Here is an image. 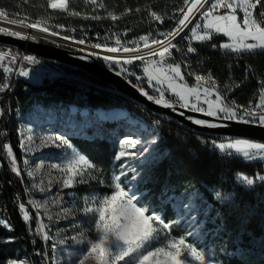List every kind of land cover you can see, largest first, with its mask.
Masks as SVG:
<instances>
[{"label":"trees","instance_id":"trees-1","mask_svg":"<svg viewBox=\"0 0 264 264\" xmlns=\"http://www.w3.org/2000/svg\"><path fill=\"white\" fill-rule=\"evenodd\" d=\"M101 2L104 7L99 11H90L85 10L76 0H69V9L79 12L81 14L79 16L54 13L47 8V0H0V9L6 10L9 14L27 15L30 21L54 20L57 25L74 31L77 37L88 34V39L95 41L98 38L113 39L119 36L123 42H131L149 34L150 38H162L158 37V33H167L174 29L181 18L179 8L175 5L179 3L182 5L184 0H101ZM260 10L258 5L254 16L258 17ZM153 12L162 17V20H155L151 15ZM109 13L119 19L113 21ZM93 16L100 19H92ZM188 33L185 32L176 42L181 53H176L175 49L173 52L189 73L195 74L200 71L205 78L211 76L221 85H227L230 99L240 104H246L251 98L256 97L258 83L264 81V54L259 52L226 54L218 49L220 44L225 42V37L220 36L218 40L211 38L206 41H193L198 54L189 55L185 43ZM6 48L15 51V48ZM42 60L67 72L101 83L80 70L48 59ZM101 63L106 65L104 62ZM126 78L133 85L144 88V85L137 83L133 78ZM76 94L84 95L85 102L75 99ZM33 102L45 105L77 104L81 107L104 110L127 106L132 113L141 116L146 114L160 116L144 107L140 109L136 103H123L109 97L107 93L94 92L92 89L86 91L77 87V84L67 82L53 81L40 85L25 82L17 86L13 95H9L8 92L0 93V219H4L8 225L7 227L0 225V264L21 258L26 259L29 264H49L51 256V250L47 249L41 236L36 234L38 221L28 204L26 179L11 170L10 160L5 155L3 147L9 145L17 163L22 164L23 154L17 130L21 126L22 115ZM9 110L18 111V117L11 116ZM161 118L160 141L167 154L152 168L151 175L142 185V188L147 190L146 200L159 205L172 191L180 193L186 186L196 188L203 199L211 205L213 212L218 214L216 223L206 221V228L209 233L217 230L216 245L222 264H264V182L255 179L264 175V162L225 157L211 145V140L222 141L221 136L190 130L173 119L167 121L164 117ZM71 142L95 165L100 175L99 181H87L74 191L80 193L82 190L81 195L110 194L113 190V177L118 172L113 163L118 141L71 137ZM238 174L254 178V190L240 186L235 180ZM216 188L231 193L233 200L227 203L217 202L212 194V190ZM20 203H24L29 210L31 219L28 223L23 219ZM160 208L164 222L170 224L171 235L174 238L186 236V231L180 224L170 223L174 216L170 205L163 204ZM190 240L188 237V241Z\"/></svg>","mask_w":264,"mask_h":264},{"label":"snow or ice","instance_id":"snow-or-ice-1","mask_svg":"<svg viewBox=\"0 0 264 264\" xmlns=\"http://www.w3.org/2000/svg\"><path fill=\"white\" fill-rule=\"evenodd\" d=\"M85 3H91L96 7H104L101 0H85ZM205 5L208 7L205 9ZM260 6L259 16H254L257 6ZM47 8L60 10L66 14L73 16L81 15L79 12L69 9V0H47ZM201 9H204L201 11ZM223 9V13L219 10ZM130 11V10H129ZM139 11V9H137ZM242 11V18H238L237 12ZM181 18L178 19L176 27L167 33H158V37L150 40V34L140 36L138 41L123 42L119 36H116L114 46L108 43H94L90 47L100 49L103 53L118 54L125 53L127 56L108 55L98 52H89L87 56L81 59L95 56L103 59L110 66L119 68L116 75H134L125 65H132L134 61L140 60L144 62L143 74L147 78V83L158 95L154 97L149 95L143 87H138L142 95L146 96L149 101L165 108L175 110L178 104L180 108L188 109L192 112L203 113L208 117H214L223 121H238L244 124L258 123L264 126V81H261V89L259 92V103L251 105L248 108H241L233 102L229 105L225 98L222 97L215 88V81L211 76L205 78L196 75V86H188L184 81V75L181 71V65L167 64V58L171 56V49L177 48L172 41L176 39L188 28L192 23V18L197 12L200 13V20L190 29L188 53L196 51L191 46V41L210 40L214 35L222 34L228 38L229 42L222 43L220 47L227 53L243 54L259 52L264 54V0H184V7L179 9ZM152 17L155 20H162V17L153 12ZM109 17L116 21L119 19L116 15L109 13ZM88 18V17H85ZM92 19H100L93 16ZM0 21L16 26L22 29H33L39 33H46L51 36L60 35L59 32L52 30L45 19H37L30 22L27 15L9 14L6 10L0 9ZM57 27H63L57 25ZM0 34L16 37L19 39H36L34 35L22 33L7 27H0ZM115 35V34H113ZM64 40H72L70 36H63ZM74 43L84 45L85 39L73 40ZM147 51L141 54V43ZM156 45L155 49L150 48ZM216 47V45H213ZM84 51V49H80ZM177 50H179L177 48ZM147 57H159L158 60L146 59ZM17 57L9 51L0 50V68L4 73L13 71L12 65L16 63ZM23 60L32 64L38 61L32 56H24ZM8 63L5 64L4 62ZM19 75L29 76V71L25 69L19 70ZM141 80V76L136 77ZM153 81L155 86H153ZM201 82L204 84L211 83L212 87H203L201 94ZM131 83V81H129ZM239 85H237L238 87ZM3 89L0 88V91ZM170 95L166 98L165 93ZM215 93V98L210 97ZM175 98V99H173ZM203 101V103L201 102ZM206 104L207 107L203 105ZM184 115L183 112L180 113ZM195 125L205 126L208 128L226 127L224 124L214 123L205 119H194L188 117ZM159 123V121H157ZM31 139V138H29ZM59 142V143H58ZM44 144H53L57 147H63L66 141H62L61 137L50 138L42 141ZM121 150L117 159L125 156H140L145 164L154 162L157 151L151 149V145L156 144V140L144 143L138 139L125 138L121 142ZM208 143V142H205ZM140 145L138 151H127V149H136ZM212 148L229 158H242L248 161L259 160L264 162V143L251 142L248 139L235 138L227 142L211 141ZM4 153L9 158L12 165L11 170L20 175L17 168V160L13 154V150L9 145H4ZM21 147H24L22 144ZM149 154V155H145ZM27 163V161H25ZM62 173V178L57 180L61 188H71L77 183H85L86 177L93 179L92 171L94 165L86 158L85 155L78 152H72L62 164L51 165ZM132 177L133 183L130 187H122L118 182L113 183V190L110 194L93 195L85 199L83 206L76 209L63 208L62 197L51 201L53 207L59 209L56 213L57 219L67 218L74 212L80 214L79 223L75 227L79 228L76 235L65 239H72L78 246L73 253L75 259L71 264H215L212 251L206 244H200L202 229L198 227L199 221L193 213L198 211V205L195 201L199 198V193H194L187 202L181 203L178 207L181 209L177 219L173 221L189 228L187 236L173 238L171 236L170 224L163 221L160 213L154 207L150 208V202L146 200V194L138 187L137 177L139 172H135ZM29 176L33 173L29 172ZM121 175H124L122 172ZM264 182V175L256 177ZM236 182L246 189L254 190V178L247 175H237ZM101 183L103 181H100ZM52 181H49V190ZM36 188V185H32ZM40 192H44V188H39ZM213 195L217 202L227 203L233 200V196L228 192L214 190ZM29 205L36 210L38 226L36 234L41 236L43 240H48L49 233L45 229L49 226L43 223L41 218V209H44V216L49 221L53 216L48 211V202L37 200L28 201ZM20 211L23 213V219L29 221V210L24 203L19 204ZM0 225L7 227L4 219H0ZM195 229V231H192ZM188 237L192 240L189 243ZM65 241L62 240L61 243ZM55 248V245H53ZM198 247L202 250H198ZM8 264H16V261H9ZM20 264H24L23 261Z\"/></svg>","mask_w":264,"mask_h":264},{"label":"rangeland","instance_id":"rangeland-1","mask_svg":"<svg viewBox=\"0 0 264 264\" xmlns=\"http://www.w3.org/2000/svg\"><path fill=\"white\" fill-rule=\"evenodd\" d=\"M80 6L84 7L85 10L90 11H99L101 7H96L91 3H85V0H76ZM209 2H213V0H209ZM176 8L184 7V3L182 5L176 4ZM208 5H205V9ZM50 9V8H49ZM54 13H64L60 10L50 9ZM204 9H201L203 11ZM221 14L223 13V9L219 10ZM238 18H242L243 12H237ZM200 20V13L197 12L196 15L192 18V23L189 24L188 27H193L196 22ZM48 25L52 30H55L60 33L58 36H51L46 33H39V36H35L36 39L32 40H41L45 42H53L57 45H62L65 47H69L72 50L78 51L82 53L83 56H87L89 52H98L101 55L108 54L103 53L100 49H93L90 47L91 44L94 43H108L109 46H114L115 38L113 39H97L95 41L88 39V34H84L83 37L75 36L74 31L70 29H66L64 27H57V24L54 20H47ZM35 22V21H30ZM194 22V24H193ZM0 21V27H5ZM191 29V28H190ZM188 35L190 37L191 32L188 31ZM181 34V33H180ZM70 36L72 40H64L63 36ZM59 38V39H57ZM152 38L156 37H151ZM85 39L86 43L84 45H79L73 42V40ZM228 40V38H227ZM122 41V40H121ZM175 40L172 42L174 43ZM198 42L196 40H192ZM229 42V41H228ZM123 43V41H122ZM141 43V54H144L147 50L143 48V42ZM156 45H151L150 48L155 49ZM80 49H84L81 51ZM15 52V51H12ZM108 55H120L127 56L125 53L118 54H108ZM98 60L100 63L104 62L109 68L114 70L113 66H110L103 59H98L95 56L88 57ZM146 59L158 60L159 57H147ZM102 64V63H101ZM167 64H174L170 57L167 58ZM125 67L134 75H124L125 77L133 78L137 83L144 85L145 87L148 85L147 78L143 74L144 62L140 60H136L132 65H125ZM119 68H115V72L118 71ZM141 76V80H137L136 77ZM153 84L155 82L153 81ZM196 86V85H195ZM194 87V86H193ZM203 87H207L201 85V94ZM167 93V92H166ZM9 94V93H8ZM169 94V93H167ZM170 95V94H169ZM156 96V95H155ZM154 96V97H155ZM203 103V101H201ZM207 107L206 104L203 105ZM1 112V109H0ZM159 121V123H157ZM162 124V118L158 115H149L141 116L137 113H132L128 110L127 106L123 108H111V109H91L87 106H78L77 104H69V105H45L40 102H33V104L28 108L25 113L22 115V123L20 126L19 133V142L20 148L23 154L22 164L19 165L17 163V168L20 171V175L24 176L26 179L25 187L26 192L28 194V201L37 200V201H47L48 202V211L53 216V219L49 221L46 216H44V209H41V218L43 219V223L48 225L49 227L45 229L49 233V239L43 240L47 245V249L51 250V256L49 260V264H71V261L75 259L74 255H70L74 252V250L78 247L72 239H65L67 237H72L77 234L79 231L78 227H75L76 224L79 223L80 214L78 212H74L73 215L68 216L67 218L57 219L56 213L59 211L58 208L53 207L51 201L57 198L62 197V205L63 208H71L76 209L78 206H83L86 198L91 197L93 195H103L99 193H84L80 194L79 192L74 191L75 188L81 186L87 181H99L98 170L94 165V169L92 171L93 179H88L87 177L85 183H77L75 186L71 188H61L60 184L57 183V180L62 178V173L56 169H53L51 165L53 164H62L65 162L66 157H68L72 152H80V150L71 142V137L76 138H87V139H99V140H113L116 139L118 141L117 152L114 156L113 163L114 167L117 169V173H115L113 177V183L117 182V177H119V183L122 187H130L133 183L132 177L135 172H139L140 175L137 177L138 187L146 194L147 190L142 188V185L145 183L146 179L151 175L152 168L157 165L167 154V151L162 148L159 134V125ZM61 137L62 141H66L63 147H57L51 143L44 144L42 141L49 140L50 138ZM138 139L144 143H149L152 140H156L155 145H151V149L155 148L157 151L154 153L155 160L150 164H145L143 158L140 156H125L117 159L118 153L121 150V141L125 138ZM31 138V139H29ZM59 143V142H58ZM24 147H21V145ZM140 145H137L136 149H127V151H138ZM84 155V154H83ZM149 155V154H145ZM27 161V163H25ZM32 172L33 175L29 176L28 173ZM124 175H121V173ZM49 181H52L51 187L49 190ZM32 185H36V188H33ZM39 188H44V192H40ZM165 190V189H164ZM172 191V189H170ZM214 190L223 191L219 188ZM166 192V190H165ZM194 193H199V198L195 201V203L199 206L198 211L193 213L199 221L198 227L202 229V235L200 238V244H206L208 248L211 249L212 255L215 260V264H222L220 253L218 251L216 245V237L217 230H214L212 233L206 228V221L210 220L211 223H216V219L218 218V214L214 213L211 205L203 199L201 193L194 187L186 186L185 189L176 193L174 191L171 192L169 196H167L159 205H154L150 201V208L154 207L158 213L162 216V208L161 205L169 204L171 209L173 210L174 216L170 223H174L181 211L178 207L181 203H185L189 198L193 196ZM29 204V203H28ZM31 207V205H29ZM32 208V207H31ZM32 210L36 214V210L32 208ZM22 213V212H21ZM23 216V213H22ZM30 216V213H29ZM163 219V218H162ZM25 221V220H24ZM30 221V220H29ZM25 221V222H29ZM38 221V219H37ZM164 221V220H163ZM166 223V222H165ZM169 224V222L167 223ZM177 224V223H176ZM183 229L186 231V236L189 231V228L180 224ZM170 231V229H169ZM195 231V229H192ZM172 236V235H171ZM173 237V236H172ZM174 238V237H173ZM191 240L192 238L189 237ZM64 240V243L61 241ZM188 241L189 243L191 242ZM55 245V248L53 247ZM198 250H202L198 247ZM16 264H20L21 261L24 264H29L26 259H17ZM8 264V263H7ZM86 264H91V261L86 262Z\"/></svg>","mask_w":264,"mask_h":264},{"label":"water","instance_id":"water-1","mask_svg":"<svg viewBox=\"0 0 264 264\" xmlns=\"http://www.w3.org/2000/svg\"><path fill=\"white\" fill-rule=\"evenodd\" d=\"M0 45L12 47L20 51H26L40 59H48L58 64L80 70L94 77L101 83L112 87L118 93L142 105L148 111L173 119L193 130L204 132L209 135L242 138L258 143H264V126L254 123L244 124L235 120H218L217 118L208 117L199 112H192L188 109L180 108L179 106H176L175 110H173L172 108H165L161 105H157L154 101H149L146 96L142 95L138 87H133V84L129 83V80L124 75H116L114 70L107 65L101 64L96 59H81V57H83L82 53L72 50L69 47L41 40H23L4 34H0ZM181 112L184 113L183 116L180 115ZM188 117L209 120L214 123L224 124L226 127L208 128L195 125L188 119Z\"/></svg>","mask_w":264,"mask_h":264},{"label":"built area","instance_id":"built-area-1","mask_svg":"<svg viewBox=\"0 0 264 264\" xmlns=\"http://www.w3.org/2000/svg\"><path fill=\"white\" fill-rule=\"evenodd\" d=\"M197 20V19H196ZM190 28L192 27H188L186 29H184V31L176 37L174 44H176L177 40L187 31L190 30ZM221 34H217L214 35L212 38L218 40L220 38ZM189 37V36H188ZM186 43V48L189 46V39H186L185 41ZM221 45V44H220ZM191 46L194 47L193 45V41H191ZM195 48V47H194ZM217 48V47H215ZM176 50V53H181V50H177V48H173ZM173 49H171V56L170 58L172 59L174 64L179 63L181 65V71L182 74L184 75V81L183 83H186L188 86H195L197 85V82L195 80V76L196 75H201L202 76V72H198L195 74H191L189 73L188 70H186V68H184V65L179 62L176 58L175 53L173 52ZM218 49H220V51L225 52V50L221 49V47L219 46ZM0 50H4V51H9L11 52L12 55H15L17 57L16 63L14 65H12L13 67V71L11 73H4L3 69L0 68V88H2L3 90L0 91V93H9V95H13L17 86L21 83H25V82H29L32 84H42V83H46V82H53V81H60L62 83H71V84H77V87L84 88V90L89 91L90 89H92L94 92H98V93H107L109 95V97H112L114 99L120 100L123 103H130V104H135L136 102H134L133 100L127 98L126 96L118 93L115 89H113L110 86L92 81L88 78L76 75L74 73L71 72H67L65 70H63L62 68L56 66V65H50L47 64L46 62H44L42 59L36 57L33 54H30L26 51H20L15 49V52H12L10 50H8L5 46L0 45ZM189 55H196L198 54V51L196 50L193 53H188ZM24 56H32L34 57L38 63L32 64L28 61L23 60ZM5 64H7L8 62L5 61ZM25 69L27 71H29V76L25 77V76H21L19 75V70L20 69ZM215 81V88L216 91L219 92V94L225 98V101L231 105L233 102L235 103V105L237 106H241V108H248L251 105L257 104L259 103V92L261 89V84L259 81V89L257 91L256 97L251 98L246 104H240L238 103L236 100H232L230 99V96L227 92V85H221L217 80L212 79ZM201 85L207 86V87H212L211 83L208 84H204L203 82H201ZM153 86H155V84H153ZM144 90L148 92V94L153 95V96H157L158 94L154 92L153 87H150L149 85H147L146 87L144 86ZM29 91V89H28ZM155 96V97H156ZM166 98L169 96V94L165 93ZM75 99L85 102V96L80 94V95H75L74 96ZM215 98V93H213V95L210 97V99H214ZM175 99V98H173ZM58 105H62L61 103H59ZM136 106L139 107L140 109L143 107L142 105L136 103ZM176 106H179L178 104ZM9 114L13 117H18V111H10L9 110ZM161 117H164L165 120H169L170 118L165 117L163 115H160ZM179 123V122H177ZM254 124H258V123H254ZM181 126H185L182 123H180ZM189 128V127H188ZM191 130V128H190ZM193 130V129H192ZM17 133H20V128L17 130ZM223 138L222 141L220 142H227L230 139H235V138H231V137H227V136H221ZM214 141V140H211ZM251 142H255V141H251ZM258 143V142H257ZM12 168V165H11Z\"/></svg>","mask_w":264,"mask_h":264},{"label":"bare ground","instance_id":"bare-ground-1","mask_svg":"<svg viewBox=\"0 0 264 264\" xmlns=\"http://www.w3.org/2000/svg\"><path fill=\"white\" fill-rule=\"evenodd\" d=\"M3 26L7 27V28H10V29H13V30H18V31H21L22 33H27L29 35H34V36H39L40 34L33 30V29H22V28H17L16 26H13V25H10V24H7V23H1ZM59 39V38H57Z\"/></svg>","mask_w":264,"mask_h":264},{"label":"crops","instance_id":"crops-1","mask_svg":"<svg viewBox=\"0 0 264 264\" xmlns=\"http://www.w3.org/2000/svg\"><path fill=\"white\" fill-rule=\"evenodd\" d=\"M221 36H223L222 34H221ZM224 37V36H223ZM225 42H228V40H227V37H225ZM225 42H223V43H225ZM222 49V48H221ZM224 50V49H223Z\"/></svg>","mask_w":264,"mask_h":264}]
</instances>
